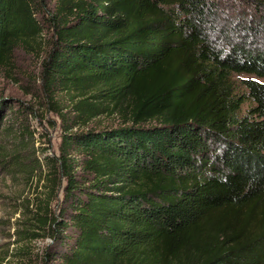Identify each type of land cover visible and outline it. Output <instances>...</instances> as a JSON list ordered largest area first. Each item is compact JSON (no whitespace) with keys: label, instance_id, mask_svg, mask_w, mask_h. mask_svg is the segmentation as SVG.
<instances>
[{"label":"trees","instance_id":"16d2710c","mask_svg":"<svg viewBox=\"0 0 264 264\" xmlns=\"http://www.w3.org/2000/svg\"><path fill=\"white\" fill-rule=\"evenodd\" d=\"M49 1L0 0V68L40 48ZM54 1L51 257L264 264V0Z\"/></svg>","mask_w":264,"mask_h":264},{"label":"rangeland","instance_id":"374dc122","mask_svg":"<svg viewBox=\"0 0 264 264\" xmlns=\"http://www.w3.org/2000/svg\"><path fill=\"white\" fill-rule=\"evenodd\" d=\"M54 9L55 1H49L46 16L40 17L44 32L37 52L19 50L12 66L0 68V264H59L51 254L62 252L40 221L51 209L45 197L53 187L46 158L59 155L62 140L61 119L40 85L41 63L54 34L48 12ZM56 99L66 106L67 96ZM116 123L100 117L88 126Z\"/></svg>","mask_w":264,"mask_h":264}]
</instances>
